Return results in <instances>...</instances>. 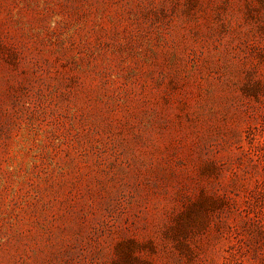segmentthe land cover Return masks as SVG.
<instances>
[{"label":"rangeland","instance_id":"1","mask_svg":"<svg viewBox=\"0 0 264 264\" xmlns=\"http://www.w3.org/2000/svg\"><path fill=\"white\" fill-rule=\"evenodd\" d=\"M0 264H264V0H0Z\"/></svg>","mask_w":264,"mask_h":264}]
</instances>
